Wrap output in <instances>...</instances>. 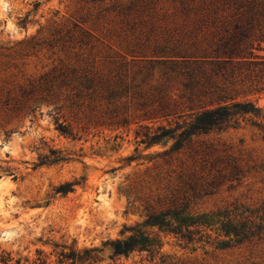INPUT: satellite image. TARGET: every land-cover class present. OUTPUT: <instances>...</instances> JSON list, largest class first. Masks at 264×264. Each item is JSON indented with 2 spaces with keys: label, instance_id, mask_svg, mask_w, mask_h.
<instances>
[{
  "label": "rangeland",
  "instance_id": "rangeland-1",
  "mask_svg": "<svg viewBox=\"0 0 264 264\" xmlns=\"http://www.w3.org/2000/svg\"><path fill=\"white\" fill-rule=\"evenodd\" d=\"M145 2L0 0V260L58 264L73 249L96 250L83 264H264V140L241 122L163 154L191 112L179 76L149 71V56L184 41L201 15ZM246 98L264 109V92ZM158 126L174 131L141 142ZM181 204L197 221L193 241L146 224ZM228 219L250 240L226 236ZM135 230L161 246L114 255L111 243Z\"/></svg>",
  "mask_w": 264,
  "mask_h": 264
},
{
  "label": "trees",
  "instance_id": "trees-1",
  "mask_svg": "<svg viewBox=\"0 0 264 264\" xmlns=\"http://www.w3.org/2000/svg\"><path fill=\"white\" fill-rule=\"evenodd\" d=\"M172 2H176L181 14H199L201 17L198 23L195 21L193 30L187 31L184 41L158 46L153 50V55L149 56V71L160 65L163 76L167 71L175 72L179 76L182 96H187L185 108L191 112L189 122L177 124L176 129L183 127L178 142L163 154L179 150L192 136L236 128L241 122L256 127L264 140V109L246 98L248 94L264 92V56L256 53L262 49L261 45L264 43L263 0ZM149 4H153V0H146L144 7ZM134 6L130 2L120 9V13L127 14ZM145 78L146 76L141 81ZM90 83L91 80H87L85 87H90ZM58 129L67 133L63 125H59ZM173 131L174 129L158 126L154 131H144L141 142L147 145L155 143ZM239 171L233 165L229 176L237 178ZM70 186L66 184L64 191ZM186 207L181 204L163 212L148 214L146 224L158 227L160 231L167 229L168 232L178 234L182 239L191 242L193 231L189 228L197 221L181 216ZM221 228L226 236L233 235L239 243L250 240L253 236L250 227L234 223L231 219L222 223ZM227 244L224 246H228ZM160 246V239L155 234L151 236V233L146 234L139 230H135L125 240L117 239L111 243L114 255H126L133 250L153 251ZM91 251L96 250H86L83 254L73 249L62 250L58 264H83L88 259L94 261L96 256L90 255ZM0 261L4 264H46L45 261L21 262L19 259L11 262L9 256L2 257Z\"/></svg>",
  "mask_w": 264,
  "mask_h": 264
}]
</instances>
